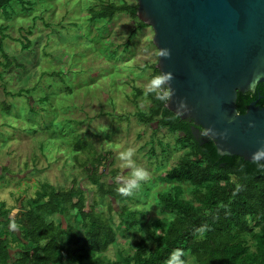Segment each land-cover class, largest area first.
<instances>
[{
    "label": "rangeland",
    "instance_id": "374dc122",
    "mask_svg": "<svg viewBox=\"0 0 264 264\" xmlns=\"http://www.w3.org/2000/svg\"><path fill=\"white\" fill-rule=\"evenodd\" d=\"M126 1L137 2L13 0L0 9L6 34H0V61L5 62L4 51L22 64L0 67V202L13 207L17 216L43 182L60 190L81 185L87 204L96 202L98 212L107 215L110 199H101L83 166L106 155L103 180L112 187L114 177L127 172L117 154L132 147L134 159L150 172V179L125 203L138 212L131 218H140L141 224L128 238L118 237L124 253L163 218L157 194L172 185L166 172L184 153L176 134L156 130V123L140 122L137 115L150 105L148 97L136 98L137 89L143 90L158 74L153 66L159 48L152 26L137 31L133 45L125 49L137 20L127 13L111 21L90 18L91 9L103 2ZM27 43L30 47L24 49ZM20 90L22 94L15 95ZM111 202L120 212L122 205ZM115 211L112 215L119 223ZM117 248L107 255L114 258ZM191 260L188 256L187 264Z\"/></svg>",
    "mask_w": 264,
    "mask_h": 264
},
{
    "label": "trees",
    "instance_id": "16d2710c",
    "mask_svg": "<svg viewBox=\"0 0 264 264\" xmlns=\"http://www.w3.org/2000/svg\"><path fill=\"white\" fill-rule=\"evenodd\" d=\"M12 1L0 0V9ZM137 12L138 2H103L91 9L90 18L111 21L116 14L127 13L137 20L125 42L124 48L129 49L137 31L149 26ZM4 30L0 25L2 38ZM3 55L5 62L0 61V67L22 66L4 51ZM156 65L153 67L159 73ZM142 95L138 88L136 98ZM148 98V110L137 113L140 122L156 123V130L165 128L176 134V144L184 149L179 161L166 172L172 185L157 194L163 218L131 244V252L120 249L118 237L128 238L141 219L131 218L138 212L125 204L129 197H121L116 185L109 187L104 182L108 157L101 154L83 167L101 199H110L108 214L98 212L96 202L87 204L81 185L60 190L43 182L17 216L12 214L13 207L0 202V264H164L177 248L184 250L185 260L191 257L188 264H264V167L240 155H221L214 139L195 136L193 121L176 118L175 111L164 103L151 95ZM257 99L264 106L262 84L256 91L238 93V111L245 113ZM111 199L122 205L120 212L115 211ZM114 211L119 223L114 221ZM12 218L18 225L16 230L9 228ZM205 225L203 233L196 231ZM114 247L118 248L111 258L107 252Z\"/></svg>",
    "mask_w": 264,
    "mask_h": 264
},
{
    "label": "water",
    "instance_id": "95a60500",
    "mask_svg": "<svg viewBox=\"0 0 264 264\" xmlns=\"http://www.w3.org/2000/svg\"><path fill=\"white\" fill-rule=\"evenodd\" d=\"M137 2L138 17L152 26L155 45L171 50L170 59L157 63L174 75L175 96L167 106L175 111L177 99H186L192 111L181 118L194 122L197 138L205 128L227 129V139L214 138L218 152L251 160L264 145V106L257 99L240 113L237 99L256 78L251 91L264 86V0Z\"/></svg>",
    "mask_w": 264,
    "mask_h": 264
},
{
    "label": "clouds",
    "instance_id": "9594fccd",
    "mask_svg": "<svg viewBox=\"0 0 264 264\" xmlns=\"http://www.w3.org/2000/svg\"><path fill=\"white\" fill-rule=\"evenodd\" d=\"M156 56L163 59L171 58V50L168 48H159L156 52ZM257 79H254L250 86L249 91L253 90ZM174 80V75L172 72H165L161 70L158 74L154 75L143 88L144 97L149 95L153 96L156 101L164 103L166 106L173 100L175 96V90L171 86V82ZM192 110L189 108L186 99H177L175 116L179 118L184 116L187 113H190ZM236 116H240L239 112L235 113ZM231 122V121H230ZM249 127L254 128L255 123L250 121ZM100 131H105L101 129ZM202 138L214 139L220 137L222 139L228 138V130L225 129L223 132H217L213 128H205L200 133ZM106 147L111 148L110 142L107 140L104 141ZM136 155V150L132 147H128L124 150H121L117 154V159L120 161V167L126 169L127 172L125 175H117L114 177L113 182L116 185V192L124 197L132 196L134 192L140 189L141 185L147 182L150 179V172L142 165L138 164L134 159ZM251 161L254 164H258L264 167V145L259 147L256 151L251 154ZM14 216V214H13ZM205 226H201L196 231L203 233L206 229ZM9 228L11 230H16L18 225L14 218L10 219ZM185 252L183 249H174L168 258L164 261V264H187V261L184 259Z\"/></svg>",
    "mask_w": 264,
    "mask_h": 264
},
{
    "label": "flooded vegetation",
    "instance_id": "af4514ba",
    "mask_svg": "<svg viewBox=\"0 0 264 264\" xmlns=\"http://www.w3.org/2000/svg\"><path fill=\"white\" fill-rule=\"evenodd\" d=\"M200 138H202L201 135H200Z\"/></svg>",
    "mask_w": 264,
    "mask_h": 264
}]
</instances>
